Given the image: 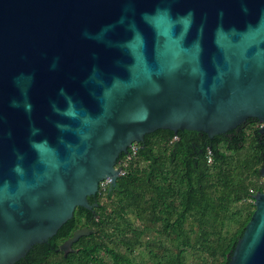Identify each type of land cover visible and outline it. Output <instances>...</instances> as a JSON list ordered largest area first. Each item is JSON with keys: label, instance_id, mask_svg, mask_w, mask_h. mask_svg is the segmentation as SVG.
Segmentation results:
<instances>
[{"label": "water", "instance_id": "obj_1", "mask_svg": "<svg viewBox=\"0 0 264 264\" xmlns=\"http://www.w3.org/2000/svg\"><path fill=\"white\" fill-rule=\"evenodd\" d=\"M251 117L264 133V0H0V264L91 209L145 134ZM253 199L227 264H264Z\"/></svg>", "mask_w": 264, "mask_h": 264}, {"label": "trees", "instance_id": "obj_2", "mask_svg": "<svg viewBox=\"0 0 264 264\" xmlns=\"http://www.w3.org/2000/svg\"><path fill=\"white\" fill-rule=\"evenodd\" d=\"M256 118L210 137L157 129L126 158L115 184L88 197L46 242L14 264H227L264 192V133ZM208 155L211 160L208 161ZM90 229L66 255L56 250Z\"/></svg>", "mask_w": 264, "mask_h": 264}, {"label": "built area", "instance_id": "obj_3", "mask_svg": "<svg viewBox=\"0 0 264 264\" xmlns=\"http://www.w3.org/2000/svg\"><path fill=\"white\" fill-rule=\"evenodd\" d=\"M136 148H137V146H136L135 143L131 144L129 149H128V152L125 154L126 158H130L131 153H134L136 151ZM210 160H211V158L208 155V161H210ZM119 163L120 162H117L115 167L118 169L119 175H121V174L124 173V171H123V168L120 166ZM263 181H264V178H263ZM109 183H110V179L109 178H105L104 180L100 181L99 187L104 189V188H106L109 185Z\"/></svg>", "mask_w": 264, "mask_h": 264}, {"label": "flooded vegetation", "instance_id": "obj_4", "mask_svg": "<svg viewBox=\"0 0 264 264\" xmlns=\"http://www.w3.org/2000/svg\"><path fill=\"white\" fill-rule=\"evenodd\" d=\"M92 195H94V194H92ZM92 195H90V196H92ZM88 197H89V196H88ZM88 197H87V199H88ZM88 202H89V201H88ZM47 240H48V239H47ZM45 242H46V241H45ZM56 250H57V249H56ZM15 262H16V261H15ZM15 262H14V263H15ZM14 263H13V264H14Z\"/></svg>", "mask_w": 264, "mask_h": 264}]
</instances>
